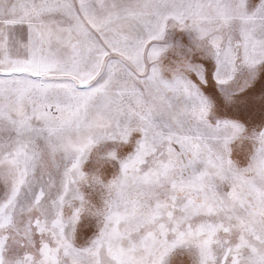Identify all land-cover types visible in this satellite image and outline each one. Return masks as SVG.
<instances>
[{"label":"snow or ice","instance_id":"6c2138e0","mask_svg":"<svg viewBox=\"0 0 264 264\" xmlns=\"http://www.w3.org/2000/svg\"><path fill=\"white\" fill-rule=\"evenodd\" d=\"M0 264H264V0H0Z\"/></svg>","mask_w":264,"mask_h":264}]
</instances>
